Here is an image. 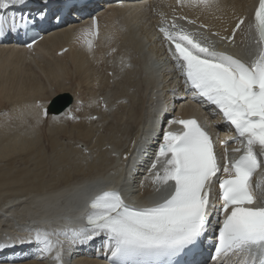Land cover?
<instances>
[{"label":"bare ground","instance_id":"bare-ground-1","mask_svg":"<svg viewBox=\"0 0 264 264\" xmlns=\"http://www.w3.org/2000/svg\"><path fill=\"white\" fill-rule=\"evenodd\" d=\"M248 1L213 0L206 7L193 3L192 0H166L158 12L161 16L172 12L180 18L186 17L189 21H194L186 23V26L191 32L205 39V32L197 26L199 22L209 25L220 34H226L231 31L237 18L245 13ZM139 8L137 6L131 9L127 17L113 27L116 34L108 37V42L104 41V34L107 33L101 31L99 48L96 51L87 46L84 50L77 49L86 37L84 32L81 33L82 26L70 25L58 28L42 38L36 45L39 53L32 58L30 54L27 56V53L23 57L22 48L0 47V79H5L4 84L0 85V98H14L18 111L23 114L27 111V103L23 102V98L42 100L43 115L32 113L27 116L31 121L38 120L39 117L45 120V141L49 151H44L43 145L39 143L38 130H24L18 138H9L8 141L3 140L0 143V194L9 191L12 193L4 198L3 201L6 202L1 205V208L7 205L3 214H0V237L3 239L17 233L34 236L32 230L35 228L46 229L50 233L67 232L66 228L72 226L76 217L83 211L85 197V194L75 190L71 194L66 191L73 188L74 183L70 182L72 176L88 178L89 182L85 179L82 184L89 190H94L100 184L99 178L94 175L108 170L109 167L120 171L119 168L125 169L127 166V163L118 164L114 156L108 155V143L115 145L118 151L126 145L128 139L138 141L131 153L133 156L136 153L144 156L146 165L155 154V150L151 151L155 144L153 135H157L159 131L154 126L157 121L154 114L163 108L150 97V91L159 84L158 65L165 67V72L170 76L171 72L164 66L168 55L157 53L154 44L148 46L159 34L153 24H160L161 17L153 23V16H150L148 10L153 15L154 9L149 5L146 11L141 12ZM107 9L109 14H101L103 27L111 26L116 16L117 8ZM103 20H107L109 24L104 25ZM68 41V49L56 54ZM252 41L253 37L250 35L242 48L236 50L247 61L255 55V45ZM210 42H216L215 38L210 39ZM106 50L109 51V56ZM153 53L157 57H154ZM113 55L120 57L117 64L113 63L116 60L112 58ZM160 56L161 58H158ZM107 65L109 66L103 69ZM109 70L111 74H108ZM115 80L118 81L114 85ZM77 90L80 91L79 98L73 93ZM103 92L107 96L113 92L117 97L127 96L130 102L107 101L106 108H99L96 98ZM61 93H68L73 99L69 105L71 107H75L76 101H83V113L87 116L96 113L100 124H88L81 120L70 121L56 114L57 112L48 110V101ZM170 99V93L167 91L163 100L166 102ZM177 104V113L183 117L194 109L186 101H178ZM167 105L170 106L171 101ZM176 106L174 104L173 108ZM206 116L211 125L217 124L214 126L216 130L222 129L225 135H232L230 129L222 126L213 114L207 112ZM220 139L223 138H218ZM235 146L234 143L223 144L222 152L226 154L225 148L232 149ZM18 150H27V157L10 159L6 156L13 151L16 154ZM47 162L51 164L50 169H47ZM131 177V182H134L132 186L129 184L132 194L139 193L141 200H145L142 194L148 189L155 174L146 168L144 173L133 174ZM63 183L65 185L59 187ZM259 187L260 192H263L264 187ZM61 195L63 199L58 198ZM26 224L28 226H25ZM58 237L70 238L71 235L67 232V235H53L51 238L55 240ZM94 248L95 246L90 249ZM21 251L25 252L24 249ZM56 252L57 248L48 253L51 255L50 259L44 261L19 264H63L54 259ZM85 263L104 264V261L78 255L69 264Z\"/></svg>","mask_w":264,"mask_h":264},{"label":"snow or ice","instance_id":"snow-or-ice-1","mask_svg":"<svg viewBox=\"0 0 264 264\" xmlns=\"http://www.w3.org/2000/svg\"><path fill=\"white\" fill-rule=\"evenodd\" d=\"M24 2L0 0V11ZM192 2L207 7L213 0ZM245 20L237 18L233 35L221 39L232 41ZM27 22L23 12L0 14V33L15 31ZM92 23L95 26V18ZM171 28L177 29V25L173 22ZM247 28L255 34V55L249 61L217 51L210 41H202L183 28L159 29L185 87L214 105L234 129L236 136L231 139L241 142V147L231 150L239 153L236 158L229 162L225 156L224 175L220 176L221 166L208 132L194 119L172 121L183 129L179 133L164 131L157 159L149 169H156L163 158V172L155 173V181L170 189L168 195L137 207L126 203L116 189L103 190L89 200L84 226L69 230L73 238L90 240L104 235L112 264H173L174 258L204 236L211 223L216 226L213 264H225L229 257L243 258V264H264V204H257L251 183L262 163L259 157L264 156V0H258ZM83 35L94 33L85 30ZM216 200L220 201L216 211L223 218L212 220ZM32 231L31 239L40 245L41 253H51L60 245L53 235H67L42 228ZM54 259L59 261L60 252Z\"/></svg>","mask_w":264,"mask_h":264},{"label":"rangeland","instance_id":"rangeland-1","mask_svg":"<svg viewBox=\"0 0 264 264\" xmlns=\"http://www.w3.org/2000/svg\"><path fill=\"white\" fill-rule=\"evenodd\" d=\"M4 80L5 79H2V78L0 79V85L4 84ZM6 85L9 86L8 83ZM73 93L79 98V94H80L79 90H77L76 92L73 91ZM13 102H14V98H11V99L0 98V140H1L0 143H2L3 140L8 141L9 138H18L19 136H21L22 132L25 130V126L27 122L26 118L27 117L29 118V116H27L26 114L20 113L18 111L17 101L14 102L15 104ZM11 103H13L14 106H12ZM29 124L34 125V128H35L34 130L36 131L38 130L37 132H38L39 143L43 145L44 151L46 150V152H49L48 144L45 141V134H47L46 133L47 124L45 120L39 117L38 120H35V121L30 120ZM28 126H31V125H28ZM63 140L65 142L66 138H64ZM7 141H4V142H7ZM26 151L27 150H18L16 151V154H15V151H13L11 152V154L9 153L6 156L9 157L10 159H17L19 156L27 157L28 154ZM16 155L17 157H15ZM47 164H48L47 169H50L51 164L49 162H47ZM10 193L11 192L9 191V192H1L0 194V214L1 215L3 214L2 213L3 209L7 207V205L5 204V206L1 208V205H3L6 202V200L5 201L3 200L5 197L10 196L12 194ZM85 264H89V263H85Z\"/></svg>","mask_w":264,"mask_h":264}]
</instances>
